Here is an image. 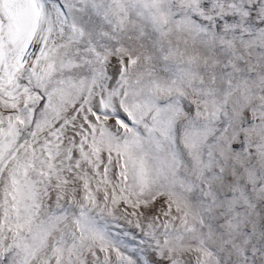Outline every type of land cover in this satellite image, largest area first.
<instances>
[{"label":"snow or ice","instance_id":"6c2138e0","mask_svg":"<svg viewBox=\"0 0 264 264\" xmlns=\"http://www.w3.org/2000/svg\"><path fill=\"white\" fill-rule=\"evenodd\" d=\"M0 264H264V0H0Z\"/></svg>","mask_w":264,"mask_h":264}]
</instances>
